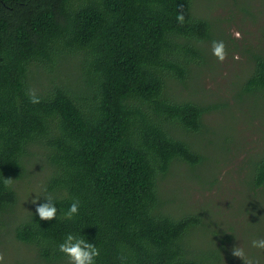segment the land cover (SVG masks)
Instances as JSON below:
<instances>
[{
  "label": "trees",
  "instance_id": "16d2710c",
  "mask_svg": "<svg viewBox=\"0 0 264 264\" xmlns=\"http://www.w3.org/2000/svg\"><path fill=\"white\" fill-rule=\"evenodd\" d=\"M195 1L0 0V238L32 251L29 264H68L58 246L69 233L99 249L95 264L220 263L230 236L216 244L212 219L170 211L159 193L173 163H204L192 138L218 107L177 91L213 38ZM250 55L237 97L257 108L264 48ZM33 173L37 192L19 208ZM245 187L264 228V153ZM46 197L51 221L36 213Z\"/></svg>",
  "mask_w": 264,
  "mask_h": 264
},
{
  "label": "rangeland",
  "instance_id": "374dc122",
  "mask_svg": "<svg viewBox=\"0 0 264 264\" xmlns=\"http://www.w3.org/2000/svg\"><path fill=\"white\" fill-rule=\"evenodd\" d=\"M194 9L212 22L213 38L205 44L204 62L191 69L185 85L177 91L181 99L218 107L204 116L208 133L192 138L204 163L195 169L173 163L159 184L160 197L177 214L195 212L205 220L212 219L209 227L215 233L208 232L207 236L216 234V244L219 238L230 236L229 242L223 243L219 264H264V250L252 247L253 240L264 239V228L252 214L255 210L245 207L250 198L245 182L251 162L264 153V105L255 108L237 97L251 52L259 46L264 48V0H196ZM235 32L241 34L240 38ZM214 40L226 46L227 58L223 62L212 54ZM30 179L18 187L19 208L36 194L32 186L38 184L40 173H33ZM258 206L259 202L256 209ZM197 231L191 234L192 239H200ZM3 243L0 253L4 260L0 264H29L32 251L26 246L15 241ZM234 247L243 250L244 261L232 255Z\"/></svg>",
  "mask_w": 264,
  "mask_h": 264
},
{
  "label": "clouds",
  "instance_id": "9594fccd",
  "mask_svg": "<svg viewBox=\"0 0 264 264\" xmlns=\"http://www.w3.org/2000/svg\"><path fill=\"white\" fill-rule=\"evenodd\" d=\"M184 14L177 16L180 23L184 22ZM236 38H240V33L235 32ZM212 54L219 62H223L227 58L226 46L223 41L212 42ZM238 59V57H236ZM31 103L37 104L40 102L39 97L36 95L35 90L29 91ZM6 183L10 184L11 180L8 179ZM44 203L39 204L36 208V213L41 220L51 221L56 218L57 207L52 202L51 197H46ZM36 203V202H35ZM79 201H73L67 213L64 214L66 219H72L74 215L78 214ZM252 247L264 250V239H256L252 241ZM58 249L68 258V264H95L96 257L99 256V249L93 243H90L83 238H77L73 234H67L63 243L58 246ZM232 255L239 257L244 261V252L239 247L232 249ZM4 255L0 253V262H3ZM244 264H252L251 261H244Z\"/></svg>",
  "mask_w": 264,
  "mask_h": 264
}]
</instances>
